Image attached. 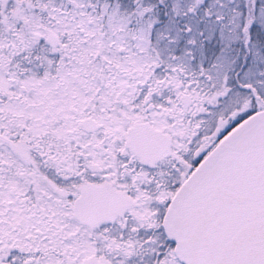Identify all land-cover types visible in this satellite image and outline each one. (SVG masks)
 <instances>
[{
  "label": "snow or ice",
  "instance_id": "obj_1",
  "mask_svg": "<svg viewBox=\"0 0 264 264\" xmlns=\"http://www.w3.org/2000/svg\"><path fill=\"white\" fill-rule=\"evenodd\" d=\"M0 264H264V0H0Z\"/></svg>",
  "mask_w": 264,
  "mask_h": 264
}]
</instances>
